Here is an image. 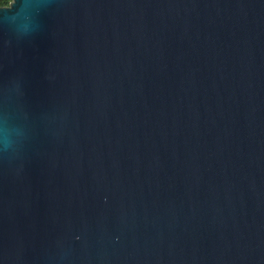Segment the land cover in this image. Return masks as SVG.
Returning <instances> with one entry per match:
<instances>
[{
  "label": "water",
  "instance_id": "water-1",
  "mask_svg": "<svg viewBox=\"0 0 264 264\" xmlns=\"http://www.w3.org/2000/svg\"><path fill=\"white\" fill-rule=\"evenodd\" d=\"M24 4L0 13V264H264V0Z\"/></svg>",
  "mask_w": 264,
  "mask_h": 264
},
{
  "label": "clouds",
  "instance_id": "clouds-1",
  "mask_svg": "<svg viewBox=\"0 0 264 264\" xmlns=\"http://www.w3.org/2000/svg\"><path fill=\"white\" fill-rule=\"evenodd\" d=\"M19 0H16L15 4L13 7L9 8V9H4V10H0V13L6 14V15H11V18L13 20H15L17 18V16L23 11V8L27 7V4H24L22 8H16V6L18 5ZM14 8L16 9V11H14ZM27 25H24V29L26 30Z\"/></svg>",
  "mask_w": 264,
  "mask_h": 264
},
{
  "label": "trees",
  "instance_id": "trees-1",
  "mask_svg": "<svg viewBox=\"0 0 264 264\" xmlns=\"http://www.w3.org/2000/svg\"><path fill=\"white\" fill-rule=\"evenodd\" d=\"M9 0H0V6H6Z\"/></svg>",
  "mask_w": 264,
  "mask_h": 264
},
{
  "label": "rangeland",
  "instance_id": "rangeland-1",
  "mask_svg": "<svg viewBox=\"0 0 264 264\" xmlns=\"http://www.w3.org/2000/svg\"><path fill=\"white\" fill-rule=\"evenodd\" d=\"M11 1H12V0H9V2H8V4H7V5H9ZM7 5H6V6H7Z\"/></svg>",
  "mask_w": 264,
  "mask_h": 264
}]
</instances>
